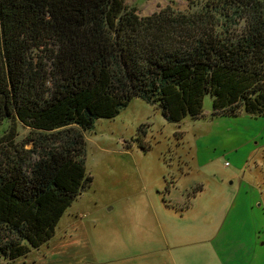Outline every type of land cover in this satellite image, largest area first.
Segmentation results:
<instances>
[{"label":"trees","instance_id":"16d2710c","mask_svg":"<svg viewBox=\"0 0 264 264\" xmlns=\"http://www.w3.org/2000/svg\"><path fill=\"white\" fill-rule=\"evenodd\" d=\"M206 95L213 116L264 115V0L148 15L126 0H0V259L49 242L89 185L95 102L140 97L178 122Z\"/></svg>","mask_w":264,"mask_h":264},{"label":"rangeland","instance_id":"374dc122","mask_svg":"<svg viewBox=\"0 0 264 264\" xmlns=\"http://www.w3.org/2000/svg\"><path fill=\"white\" fill-rule=\"evenodd\" d=\"M207 1L126 3L148 15ZM203 108L171 122L140 97L95 102L89 185L49 242L0 264H264V115L213 116L210 95ZM17 122L22 138L31 127Z\"/></svg>","mask_w":264,"mask_h":264},{"label":"crops","instance_id":"0c3cea01","mask_svg":"<svg viewBox=\"0 0 264 264\" xmlns=\"http://www.w3.org/2000/svg\"><path fill=\"white\" fill-rule=\"evenodd\" d=\"M199 187V190H198V192H201V190H203V188L201 187V186H198ZM195 194H197V193H195ZM188 207H190L191 208V205L190 206H188ZM224 221V220H223Z\"/></svg>","mask_w":264,"mask_h":264},{"label":"built area","instance_id":"2783aa9c","mask_svg":"<svg viewBox=\"0 0 264 264\" xmlns=\"http://www.w3.org/2000/svg\"><path fill=\"white\" fill-rule=\"evenodd\" d=\"M226 164H228V163L226 162Z\"/></svg>","mask_w":264,"mask_h":264}]
</instances>
